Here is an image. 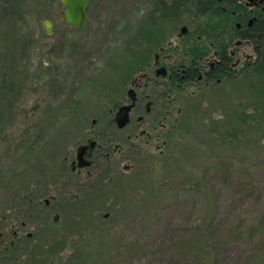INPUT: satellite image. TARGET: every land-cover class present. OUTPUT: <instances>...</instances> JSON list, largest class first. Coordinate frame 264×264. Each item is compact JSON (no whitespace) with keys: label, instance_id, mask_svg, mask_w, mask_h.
<instances>
[{"label":"rangeland","instance_id":"1","mask_svg":"<svg viewBox=\"0 0 264 264\" xmlns=\"http://www.w3.org/2000/svg\"><path fill=\"white\" fill-rule=\"evenodd\" d=\"M152 2L90 0L75 28L58 0H0V264H264L260 78L187 83L140 127L109 125L160 47L188 63L234 23ZM238 39L233 61L250 53ZM88 137H110V157L76 172Z\"/></svg>","mask_w":264,"mask_h":264},{"label":"flooded vegetation","instance_id":"2","mask_svg":"<svg viewBox=\"0 0 264 264\" xmlns=\"http://www.w3.org/2000/svg\"><path fill=\"white\" fill-rule=\"evenodd\" d=\"M231 2L233 3H231L230 5V12L231 18L234 23L228 27V40L226 42L222 41L226 45L217 48V46L214 45V42L209 43L211 48H213L212 53L209 55L207 54L206 50H204L205 47H189V49L192 48L196 52H199V56H195L196 59L192 56H189L188 63H185V61H183V63L180 62L177 64V62L172 61V56H166L164 54L161 55L163 47H160L158 49V52L153 53L151 62L152 69L149 73L142 72L143 83L136 84L133 80L131 82L132 86L126 90V96L128 100L124 103H119L117 106L118 111V108L120 106L132 103V106L128 113L129 121L126 125L130 123L131 116L135 114L136 126L140 127V125L144 123L146 115H150L154 104L156 105V103H158V100L156 99L154 94L159 93L160 95H164L165 91L169 92L173 88H177L175 86V83L177 84V81L179 80L183 81L188 75V72L193 70L196 73V78H194L193 81H189V83H211L212 81H207L208 75H211V77L215 78V82H220L221 80L217 78V75L226 74L227 76H232L235 72V69L246 70V66H248L255 60L256 41L264 35V0H231ZM151 6L152 13L150 12V15L153 16V2ZM182 32L183 33L180 35L186 34L185 29H183ZM236 35L243 37L246 36V38H239L238 40H236L235 44L240 45L241 43L245 42L246 45H249L250 47V53H247L243 57V59L237 57L233 61L232 58L235 56L236 51L233 47L229 46V44L232 42V39ZM210 36L215 35L211 34ZM200 39L201 37L199 36L196 38V40ZM213 46H215V49ZM189 62H192V64H190ZM235 66L238 67L235 68ZM130 80L132 79L130 78ZM140 88L142 89L138 91V89ZM131 98H133V100ZM117 111L114 113V116L110 120L109 125L115 124L117 129H123L126 127V125L122 128H119L114 120ZM161 115L165 117L164 111H162ZM155 128L156 126H153L152 130H155ZM100 133L103 134V131H100ZM139 134H146L145 129H141ZM111 140L112 139L108 137L106 139L108 143L107 146L101 149L99 148V145L97 144V141L94 137H88V139H86L84 157L85 162H89V164L85 165V168L92 165L95 162L96 158L101 155L105 158L110 157V152L108 150ZM119 149V145L115 144L112 152H117ZM70 166L72 170L80 172V168L76 166V162L74 160L70 162ZM13 236H16V232H13Z\"/></svg>","mask_w":264,"mask_h":264},{"label":"trees","instance_id":"3","mask_svg":"<svg viewBox=\"0 0 264 264\" xmlns=\"http://www.w3.org/2000/svg\"><path fill=\"white\" fill-rule=\"evenodd\" d=\"M57 1V0H51ZM154 3V11L153 12H160L163 16H179L180 14L185 13L186 11L194 12L197 15H215L219 18L223 19L225 22H229L232 20L231 18V0H153ZM212 28V27H210ZM235 38H246V36H239L236 35ZM222 41L215 40L214 43L218 47H222L226 45L225 43H221ZM220 51V50H219ZM199 52H196L194 49H189V56L195 58L198 57ZM196 59V58H195ZM195 62V61H194ZM193 62V63H194ZM190 63V62H189ZM192 64V62L190 63ZM246 70H249L251 74L255 77L260 78L262 82V87L264 88V35L261 36L256 41L255 47V60L246 66ZM188 75L185 79L177 81L175 86L177 90L182 91L184 90L185 86L189 81H193L196 78V73L192 70L187 73ZM226 74H219L217 78L221 81L227 78ZM215 78L211 77V75L207 76V81H214ZM215 82V81H214ZM29 237V236H28ZM11 250L14 249V245L10 246ZM8 251H3L2 256L6 257Z\"/></svg>","mask_w":264,"mask_h":264},{"label":"water","instance_id":"4","mask_svg":"<svg viewBox=\"0 0 264 264\" xmlns=\"http://www.w3.org/2000/svg\"><path fill=\"white\" fill-rule=\"evenodd\" d=\"M90 0H58V4L62 6L63 12L62 17L66 24L72 25L75 28L81 27L86 19V8ZM43 29L45 33H52V23L49 20L43 21ZM133 100V98H131ZM132 106L131 104L122 105L118 108L115 116L116 125L119 128L124 127L129 121V110ZM85 144L79 145L76 149L75 162L76 166L81 168L88 165L89 162H85ZM54 198V197H52ZM47 202V201H46ZM56 217L54 216V219Z\"/></svg>","mask_w":264,"mask_h":264}]
</instances>
